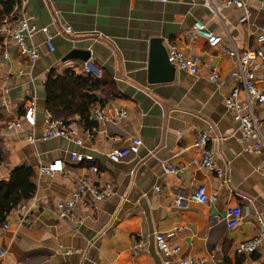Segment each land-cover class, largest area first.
Segmentation results:
<instances>
[{
  "label": "crops",
  "instance_id": "0c3cea01",
  "mask_svg": "<svg viewBox=\"0 0 264 264\" xmlns=\"http://www.w3.org/2000/svg\"><path fill=\"white\" fill-rule=\"evenodd\" d=\"M216 4L221 6L220 18L201 0H27L30 21L48 26L55 48L49 50L41 32L27 39L40 53L34 61L13 41L3 40L0 45V95L9 100L0 122V147L5 155L0 178H8L10 166L26 163L34 169L36 184L32 224L22 222L13 209L5 220L8 227L0 229V246L5 250L0 264H178L186 255L205 258V264H264V240L253 254H236L241 242L259 234L257 213L264 217V152L245 151L224 102L234 86L230 73L236 67L235 57L225 50L232 41L240 50L256 47L252 35L264 24V12L260 0H250L251 18L240 23L242 8L223 0ZM199 20L221 36L218 47H210L202 37L190 39ZM63 23L77 34H65ZM153 38L162 39L165 52L160 63L150 65ZM169 42L186 54L200 55L197 75L167 61ZM73 49L90 51L88 59L104 80L93 107H101L107 120L89 117L86 124L77 114L66 120L80 135L85 127L96 128L91 142L83 146L64 137L40 138L44 120L51 114L45 107L48 73L85 74V60L66 59ZM213 69L220 74V87L208 80ZM258 80L264 95V71L258 72ZM34 93L35 125L9 129V123L23 120ZM119 112L127 117H119ZM256 113L264 137V106H258ZM54 116L65 118L64 113ZM208 129L217 138L208 145L217 149L215 163L225 171L227 182L197 163L199 151L191 147L195 132ZM225 133L231 134L219 138ZM133 137L143 142L137 156L119 162L108 159V152L127 145ZM71 150L91 153L95 160L71 162ZM56 160L62 162L64 173L55 177L39 173L41 164ZM161 160L180 170L164 173ZM93 164L99 167L97 175L90 169ZM90 176L113 180L114 194L103 200L83 197L76 208L79 221L59 217L57 202ZM198 186L215 194L216 200L192 201ZM177 199L182 205L176 204ZM235 206L243 214L230 228L224 215ZM156 233L166 234L169 245L180 246L179 252L165 256L157 247Z\"/></svg>",
  "mask_w": 264,
  "mask_h": 264
},
{
  "label": "built area",
  "instance_id": "2783aa9c",
  "mask_svg": "<svg viewBox=\"0 0 264 264\" xmlns=\"http://www.w3.org/2000/svg\"><path fill=\"white\" fill-rule=\"evenodd\" d=\"M166 1V0H159ZM202 4L209 7L213 13L220 18L221 6L216 4L217 0H201ZM250 0H223L226 5H233L243 9V14L239 19L240 23L249 21L252 11L248 6ZM27 0H21L19 11L20 15L16 18L6 21L5 26L2 28L4 34V41H13L16 43L18 50L25 53L29 58L34 61L39 58L40 53L36 45L28 44L27 39H32L33 36L41 32L44 35V42L53 51L55 46L53 43L54 35L50 32L48 26L38 27L35 23L30 21V16L26 12ZM260 9L264 12V0H260ZM59 15V11L57 12ZM62 31L69 35L74 36L76 31L71 25L67 23L62 24ZM251 35V34H250ZM254 39L257 43L256 47H249L240 50L239 47L233 43L230 48L225 50L226 54L235 57L236 67L230 73L234 80V86L229 94L225 97L224 102L226 107L232 112V119L237 124L239 131V139L245 145V151L249 153L258 154L264 152V137L260 130L261 119L256 113L258 106H264V95L258 86V72L264 71V24L258 27L256 35L253 33ZM202 37L206 40L210 47H218L221 42V36L210 29H208L203 21H196L192 31L190 32V39ZM4 55L7 57V53ZM167 56L170 63L177 69L183 70L190 75H197L200 68V55L186 54L176 43H167ZM84 73L99 76L93 67L92 62L88 59L84 62ZM208 80L213 82L216 87L222 85L220 74L213 69L209 75ZM9 100L4 97V93L0 95V107L7 108ZM38 103L35 93L27 101L25 107L23 120L18 119L9 123V129H19L24 123L33 127L37 121ZM118 116L121 118L127 117L126 113L119 112ZM90 119L98 122L106 121L107 116L104 110L95 106L90 113ZM44 129L41 133V139H54L64 137L75 145L83 146L85 143H90L96 132V128L85 127L83 133L80 135L76 130L70 128L64 118L55 117L49 114L44 120ZM211 129L198 130L195 132L191 147L199 151V163L207 170L215 171L217 177L227 182V175L222 168L216 166L217 149L208 144L214 139L211 137ZM231 133H225L219 138L228 136ZM33 140V137L31 138ZM142 139L133 137L129 143L120 148H114L107 153V157L112 162H119L130 156H137L142 146ZM154 157L155 153H151ZM69 160L77 164H83L86 161H94L95 157L91 153H82L77 150L69 151ZM164 173L178 172L180 168L173 166L168 160H161ZM93 174L99 173V167L93 164L90 167ZM39 173H45L50 177H55L59 173H64L63 164L60 160H56L48 165H40ZM159 191L160 186H155ZM115 192V183L113 180L94 178V176L81 179L71 191L67 198L61 199L57 202L58 215L62 219L69 221H79L76 208L82 201L83 197L89 195L93 200H103L111 197ZM191 200L198 203L213 202L216 200L215 194H208L204 186H198L194 193L191 195ZM177 205H182V200H176ZM36 205L35 201L30 198L28 201L19 203L14 209L19 214L20 220L27 225L32 224L31 209ZM243 214L240 206L228 207L225 211L224 221L227 226L235 227L241 219ZM256 223L259 229V234L251 239L245 240L240 243L236 249L237 255H250L258 251L264 240V217L261 213H257ZM8 224L4 221L0 229H6ZM76 231V229H74ZM155 240L158 249L168 256L173 253H178L180 246H171L166 240V234L156 233ZM68 249L67 252H71ZM5 254V250L0 246V258ZM206 259L186 255L179 258L178 264H205Z\"/></svg>",
  "mask_w": 264,
  "mask_h": 264
},
{
  "label": "trees",
  "instance_id": "16d2710c",
  "mask_svg": "<svg viewBox=\"0 0 264 264\" xmlns=\"http://www.w3.org/2000/svg\"><path fill=\"white\" fill-rule=\"evenodd\" d=\"M21 0H0V45L4 39L1 29L6 21L16 18ZM104 83L102 77L93 74H76L66 70L58 74L51 70L45 81V107L52 115L65 114V120L74 115L89 124V111L100 99L96 91ZM3 113L0 107V122ZM5 155L0 147V165ZM34 169L21 163L12 168L7 179L0 178V225L9 213L21 202L28 201L36 190Z\"/></svg>",
  "mask_w": 264,
  "mask_h": 264
},
{
  "label": "water",
  "instance_id": "95a60500",
  "mask_svg": "<svg viewBox=\"0 0 264 264\" xmlns=\"http://www.w3.org/2000/svg\"><path fill=\"white\" fill-rule=\"evenodd\" d=\"M165 52V48L162 44L161 38H153L151 39V46H150V65L151 63H160L163 59L162 54ZM90 57V51L87 50H81V49H73L71 50L68 55L66 56V59H75L80 58L83 60H88ZM166 59L168 61V56H166ZM150 80H152L149 77ZM158 81V80H157ZM10 170L12 169V166L9 167Z\"/></svg>",
  "mask_w": 264,
  "mask_h": 264
},
{
  "label": "rangeland",
  "instance_id": "374dc122",
  "mask_svg": "<svg viewBox=\"0 0 264 264\" xmlns=\"http://www.w3.org/2000/svg\"><path fill=\"white\" fill-rule=\"evenodd\" d=\"M2 30V29H1Z\"/></svg>",
  "mask_w": 264,
  "mask_h": 264
}]
</instances>
